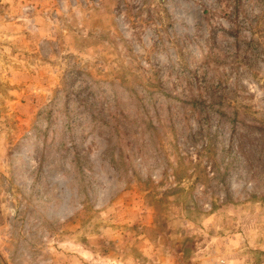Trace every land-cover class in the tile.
<instances>
[{"label": "rangeland", "instance_id": "rangeland-1", "mask_svg": "<svg viewBox=\"0 0 264 264\" xmlns=\"http://www.w3.org/2000/svg\"><path fill=\"white\" fill-rule=\"evenodd\" d=\"M226 8L0 0V264H264V18Z\"/></svg>", "mask_w": 264, "mask_h": 264}, {"label": "trees", "instance_id": "trees-1", "mask_svg": "<svg viewBox=\"0 0 264 264\" xmlns=\"http://www.w3.org/2000/svg\"><path fill=\"white\" fill-rule=\"evenodd\" d=\"M224 1L226 2V7H227L226 12L230 14L229 21L236 27L232 30L224 29L226 34H228L229 36H233L238 41H240L241 30L249 29L252 33H255L260 30L259 28L264 18V9H261L260 12L258 13H250L245 9L246 0H224ZM259 1L264 2V0H259ZM230 8H231V12H230ZM188 102L191 104L193 110L197 111L198 113H205L207 116V121H210L208 115L209 112L217 111L215 108L217 103L214 102L213 100H210V102H208L207 99L203 96V94H200L199 96L191 95ZM232 115L233 117L229 118V121L233 125L234 124L237 125L239 121L238 115H236V113ZM254 129L256 133H260L264 135V125L255 126Z\"/></svg>", "mask_w": 264, "mask_h": 264}]
</instances>
